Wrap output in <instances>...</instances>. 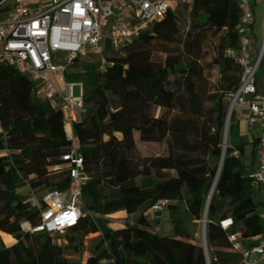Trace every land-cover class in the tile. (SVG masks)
Listing matches in <instances>:
<instances>
[{"label":"trees","instance_id":"obj_1","mask_svg":"<svg viewBox=\"0 0 264 264\" xmlns=\"http://www.w3.org/2000/svg\"><path fill=\"white\" fill-rule=\"evenodd\" d=\"M178 7L174 2V9L132 43L113 49L107 42L103 69L98 57L88 55L67 71L69 80L84 84L87 113L74 123L73 132L87 180L84 214L65 232L64 245L46 232L23 229L25 222L32 227L40 223L44 201L37 207L20 192L23 187L32 194L69 188L63 155L72 141L64 113L34 93L28 76L12 66L0 68V232L6 243L16 239L7 246L0 235V264H207L201 241L188 227L189 219L205 216L212 264H240L230 234L264 237V205H257L260 192L248 176L255 162L245 163V140L235 141L241 139L235 114L223 150L230 96L241 77L240 66L226 55L227 48L238 45L237 3L194 0L185 33ZM220 34L218 51L207 61L205 44ZM154 52L165 53V59L155 61ZM214 66L220 69L219 84L211 79ZM137 136L148 143L166 140L168 154L139 157ZM210 159L217 164L212 167ZM162 200L173 235H159L147 219ZM119 211L138 215L133 223L113 229L110 215ZM227 218L233 225L224 229L221 221ZM95 233L85 261L68 257L81 253Z\"/></svg>","mask_w":264,"mask_h":264},{"label":"built area","instance_id":"obj_2","mask_svg":"<svg viewBox=\"0 0 264 264\" xmlns=\"http://www.w3.org/2000/svg\"><path fill=\"white\" fill-rule=\"evenodd\" d=\"M235 1L239 9L235 26L238 45L227 48L226 55L240 66L241 77L230 96L225 129L229 130L235 114L236 121H245L254 131L257 137L255 166L248 176L264 197V35L259 49H256L254 3L252 0ZM174 2L191 9L194 0H47L36 10L31 8L28 0H14L10 16L0 19V68L12 66L28 76L34 83V93L60 107L65 127L73 129L74 123L82 122L87 107L83 99L84 84L69 80L68 69L76 59L88 55L98 57L103 69L107 42L113 49L132 43L151 23L161 20L174 9ZM52 75H56L60 88ZM75 85L81 86L80 96L73 93ZM244 109L248 111L246 115ZM67 136L72 144L63 160L69 169V188L45 192L40 223L35 227L28 224L27 231L46 232L52 236L64 234L77 226L84 214L83 185L87 180L84 161L74 132L67 133ZM234 154L237 155V151ZM166 204V200L159 201L151 211L161 210ZM201 223L205 257L207 264H212L206 238V216ZM232 225V218L221 221L224 229ZM228 239L240 254V264H264L263 236L245 238L236 232Z\"/></svg>","mask_w":264,"mask_h":264},{"label":"rangeland","instance_id":"obj_3","mask_svg":"<svg viewBox=\"0 0 264 264\" xmlns=\"http://www.w3.org/2000/svg\"><path fill=\"white\" fill-rule=\"evenodd\" d=\"M44 1V0H42ZM252 3H254V26H253V32H254V39L256 40L255 48L259 49L261 45V41L263 39L264 35V0H252ZM177 13H179L181 17V22H180V29L181 32L185 33V25L189 24L191 22V9L186 7L185 5L180 4L179 7L176 9ZM182 33V34H183ZM185 35V34H183ZM221 39V34L214 37L211 36V39H209L206 44L205 48L207 52L209 53L207 57V61H211L214 55L218 51V46L220 43ZM174 47V46H172ZM153 59L155 61H163L166 57L165 53L162 52H154L153 54ZM211 79L214 83H220L222 77L220 73V69L217 66L213 67V70L211 72ZM73 93L75 96H80L81 95V86L80 85H75L73 87ZM157 115L161 113L160 109H157L156 111ZM120 136V135H119ZM236 142H241L242 140L239 138H235ZM227 142H228V136H227ZM226 143H223V148L225 147L227 149L228 145ZM254 141H247L246 145V155H245V163L246 164H251L255 162L254 156H255V147H254ZM136 145H137V155L139 157H151V156H165L168 154V145L167 141L163 142H158V143H148V142H141L138 140V136L136 137ZM217 164V161L215 159H210V165L213 167ZM170 174L175 175V171H170ZM20 192L25 195L26 198H31L32 203L36 205L37 207L41 206V198L44 196L46 190L44 189H39L35 190L34 195L30 193L29 190H27L26 187H23L20 189ZM32 196H35L34 198ZM255 201L259 208H262V198L260 197V194H258L255 197ZM160 215L157 216L154 214V211H151L150 213L147 214V219L150 221L152 224L153 229L158 233L159 235H173L174 234V229L171 224L170 220V213L166 206H164L160 210ZM138 214H128L126 211H119L116 212L112 215H110V226L113 229H118V228H123L125 227L128 223H133L136 216ZM23 229L24 225L22 224ZM188 227L191 230V232L194 235V238L196 241H201L202 243V237H203V224L201 221H192L188 220ZM99 233L95 234H90L89 237L87 238L86 246L82 250L81 253L77 254H71L68 255L70 259L74 260H83L85 261L91 254V249H92V243L94 240L98 238ZM2 238V236H1ZM52 238L56 241L64 245L66 243V233L64 234H56L53 235ZM3 242L7 244L4 239L2 238Z\"/></svg>","mask_w":264,"mask_h":264},{"label":"crops","instance_id":"obj_4","mask_svg":"<svg viewBox=\"0 0 264 264\" xmlns=\"http://www.w3.org/2000/svg\"><path fill=\"white\" fill-rule=\"evenodd\" d=\"M28 2H29V5L31 6V8L36 10V9L44 6L46 4L47 0H44V1H42V0H28ZM13 7H14V0H0V19H5V18L9 17L10 14L12 13ZM52 78L54 79L56 86L58 88H60L61 84L57 81L56 75H52ZM247 113H248L247 109H244L243 114L246 115ZM234 128H235V131L238 133L239 137L241 138V140H245V142L254 141V143H256L257 137L254 136V131H251L248 128L245 121H236ZM66 132L71 133V132H73V129L66 126ZM260 197L262 198V201L264 203V197L261 194H260ZM1 233L2 232H0V235H1ZM5 234H7V233H5ZM7 235H9V234H7ZM10 236H12V235H10ZM12 238L13 239L9 243L6 244L7 246H11V245L16 243V239L13 236H12Z\"/></svg>","mask_w":264,"mask_h":264},{"label":"water","instance_id":"obj_5","mask_svg":"<svg viewBox=\"0 0 264 264\" xmlns=\"http://www.w3.org/2000/svg\"><path fill=\"white\" fill-rule=\"evenodd\" d=\"M227 132H228V129H227V127H226V129H225V134H224V143L227 142V141H226V139H227ZM223 150L225 151L224 148H223ZM223 156H224V155H222V158H221V161H220V168H221L222 163H223ZM216 180H217V178L215 179V181H216ZM215 181H214V182H215ZM211 195H212V190H211L210 195H209L208 203H209V201H210V199H211Z\"/></svg>","mask_w":264,"mask_h":264},{"label":"bare ground","instance_id":"obj_6","mask_svg":"<svg viewBox=\"0 0 264 264\" xmlns=\"http://www.w3.org/2000/svg\"><path fill=\"white\" fill-rule=\"evenodd\" d=\"M216 181H217V180H216ZM216 181L214 182L213 189H214V187H215ZM213 189H212V192H213ZM23 225H24V228H25V229L28 227V223H27V222L23 223Z\"/></svg>","mask_w":264,"mask_h":264}]
</instances>
